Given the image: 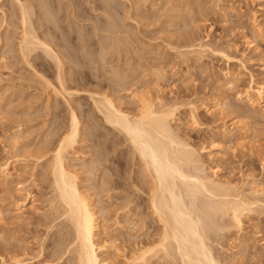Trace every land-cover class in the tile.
Masks as SVG:
<instances>
[{"label": "rangeland", "instance_id": "374dc122", "mask_svg": "<svg viewBox=\"0 0 264 264\" xmlns=\"http://www.w3.org/2000/svg\"><path fill=\"white\" fill-rule=\"evenodd\" d=\"M76 1L77 5L80 4L79 9H81V6L85 7V4H88V7L86 5L87 8L82 9L84 12L85 9H87L86 11L88 13H90V10H93L91 12L93 21L88 19V21L84 20V23L77 18L71 20V17L67 20L66 14L62 12H66L68 10L67 8H69L70 11L71 3L77 6ZM96 1H98V3ZM99 1L100 4L103 3V5L99 6ZM110 1L113 0H106L107 4L104 3V0H92V3L89 1L87 2V0H82L81 2L78 0H75V2L74 0H62V2L59 3L61 6L56 0L53 2L51 1V8L54 9L55 7L56 10H60L58 15L61 13V16H66L63 18L65 21L62 22V25L64 27H67V24L68 26L70 25L68 29L65 28V31L67 30L69 33L68 35H70L71 32L72 37L70 38L71 35L69 36L70 42L74 41V43H77V48L73 44L71 46H73L72 51H78L79 53V58L76 62L79 65H75V67L78 66V69L76 67V70L74 71V67H72L74 63L69 62V65L66 66L71 70L68 69L70 71L68 72L69 76L71 77L70 73H73L75 76V72L77 71L76 74H83L88 77L86 78L83 75H80L83 79L85 78V80H83L80 76L78 78V75H76L77 82L79 83L75 86L72 83V80H69L66 84H69V86L72 84L73 88L79 90L78 94L77 96L74 94L75 96L73 95L71 98L68 94H66L65 98H62V95H60V98L59 95H54L55 92L53 90V85L44 82V78H47L48 80L51 79L50 81L54 85L59 84L57 83L56 71L53 67V63L49 64L52 61L48 63L50 60L45 57L44 61L47 60L44 62L42 60L44 55L41 53V56H43L42 59H40L41 57H35V62H38H32L33 64H29L31 67H28L29 65L27 62H24L23 58H21L22 56L18 55L19 52L16 51L17 46L14 45H16L15 39L18 36L16 33L20 32V25L19 29L18 26H14L18 25L16 22L17 15L12 16L15 10L17 13L18 6H14L16 3L14 0H0V24L7 23L0 26V54L2 55H0V165H3V163L10 164L8 169L11 174V177L7 182L2 183V180H0V249L2 248L1 246L10 248L12 245H24L30 242L31 245L35 241L36 236V238L41 239L39 241H42V239L45 240V245L47 244V241L49 244H55L56 238L54 239V235L51 236V234H53L54 231L56 233V230L53 228L54 231L49 230L50 235H48V237L46 235L48 234L47 228H49V226L46 225V220L48 218L45 216L48 211L47 197L49 198L48 194L51 192L49 190L51 175H49V171L47 170L49 166L47 167L46 164L53 154L52 151H54L52 149L53 147L50 149L47 145H50L51 143L52 146H54L60 136L66 134L69 126L70 111L71 109H74L80 116L79 118L82 122L80 124L81 133H79V137L77 138L79 140L78 143L74 148L69 150L66 162L70 165L71 169L78 174L77 176L80 186L84 192L88 191L86 193L91 196L90 199L94 202L98 214H102H100V217L102 216L101 220L103 219L101 224L103 223L102 225H105L106 228H104L110 236H106L108 235L106 233H100L98 236V240H100L99 242L103 243L102 240L105 238L107 239L108 237H112L108 238L109 242L114 239L113 241L115 243L111 241V243H109L111 246H107L110 251H105L106 254L108 252V255H106L105 252L101 255L104 257L112 256L111 258L113 260L118 259V264H140L137 261H134L135 263L126 262L130 256L133 257L135 255L133 250L137 246H142L147 237L143 232L148 230V228H146L148 225L144 228V231L141 227L140 221L138 222L139 217L136 213L137 211L140 213L145 211V214L147 213V219L150 222L154 216H152L150 209H146L145 207L144 209L142 208L143 210H139L141 208H138L137 210L134 209L136 211L131 210L130 213H127V209L124 207L126 206L124 205V197L126 196L127 198L128 195L132 200H138V195L141 192L138 194V192H136L137 190L135 191L134 187L130 185V182H136V172L141 165L137 164L138 160L136 157L134 160H131L132 153L131 149H129L131 147H129L128 142L125 141L123 133H120L119 130L114 129L113 127H109L107 122H105L107 123L106 125L104 119H102L103 117L100 115L101 113H97L95 108H93V92L95 94L97 93V95L99 94V97L102 94L104 95V93L109 94L115 99L117 106H122L121 109H125V111L129 112L131 115H134L139 111L141 99H144L142 102L147 100L146 102L161 103L162 105H160L162 106V109L173 107L174 109H172L175 111V116L172 120L173 124L171 123V126L180 134L183 140L189 141L195 148H197V152H200L199 156L208 166L207 172L210 176L224 181L226 180L229 183L231 182L230 184L233 183V186L237 185L243 189H247V187L249 188L254 178L257 181H263L264 183V113L259 107L252 109V111L250 110L251 112H254L249 113L250 107L247 102H245V99L240 102L237 99L236 94L237 92L244 93L245 90H247L250 84L251 75L254 77L256 84L264 83V57L263 54L261 55L260 53V51L262 52L264 49V39L260 37L257 38L258 36L256 37V34L253 33L254 25L259 23L264 26V0H114L113 3L111 2V5ZM12 2L14 3L12 4ZM34 3H36V1H34ZM38 3L39 2L36 4ZM55 3L58 6L55 5ZM65 5H67V7H65ZM92 5L93 7H91ZM115 5L117 7L113 9L112 7H115ZM56 6L58 8H56ZM94 6L96 11L93 9ZM63 7L65 9H62ZM103 7L105 10L102 11ZM2 9L5 10L7 17L6 15L3 17L4 12L2 13ZM112 10H116V15H114L115 13ZM104 11H107L106 14ZM109 11L110 13H108ZM107 13L110 14V16L113 15V17L111 16L112 18H110L108 16L110 19H107L106 21L105 15L107 16ZM127 15L130 16L127 17ZM3 19L5 22H3ZM111 19H114L116 22ZM14 20L16 24L14 23ZM75 20L79 21L78 24H81L82 26L76 24L77 22ZM108 20H111L114 24L118 23L120 26L115 24V26L117 25L118 27H114L111 21L108 23ZM90 21L92 24H90ZM102 21H104V24ZM11 22H13V25ZM64 22L65 25L63 24ZM99 23L103 25L104 29H102L101 26L98 27V25H100ZM105 23L108 24L106 25ZM96 24L98 29L100 28L98 31H96ZM109 24L112 25H110L111 29ZM89 25H91V28L93 27L95 31L92 30L93 28L90 29ZM73 26L76 27L73 28ZM112 27H114V29H112ZM69 28L71 29L69 30ZM87 28H89L90 31H87ZM115 28H119V30H117V33L119 32L118 35ZM72 29L73 32L71 31ZM107 29L115 31L112 33ZM75 30H79L80 33L84 32L85 34L82 33L81 35H84L83 37H85V39L79 33H76ZM188 30L189 32L193 31L195 37L198 36L196 38L203 40L201 42L205 44L207 43L211 46V49H207V47L203 52L204 54L200 50L197 51L202 54H199L198 52H195L196 54L194 52H189V54L187 53L185 56L178 54L177 51L182 47L180 45H183L182 43L185 42L181 35L184 32H188ZM73 33H75L76 36H79V38L76 37L75 34L73 36ZM80 37L85 41L80 39ZM86 37L92 39L90 40V38L87 39ZM113 38H115V40ZM181 38L182 40H180ZM83 41L88 44L86 53L88 52L87 55L90 57H87L86 53L84 57L85 49L83 50V48H81L82 50L80 51V46ZM115 41H117V44L114 45ZM89 44H91V46ZM177 45L180 47H177ZM12 46H14L13 50H15L14 52H9V49H11ZM104 48H108V52L110 49L114 52L111 50L109 55L107 52L106 54L108 57L104 54L103 58L101 53ZM184 48L185 47H182L183 50L181 49V51L187 50ZM95 49L96 52L94 54L93 52ZM223 49L228 50L231 55L229 61L225 60V57L222 58V56H220V50ZM216 51L218 54H216ZM89 52H92L93 54L91 55ZM91 56L96 60L92 59ZM96 56L98 57L96 58ZM201 56L203 57L201 58ZM2 57L3 59H1ZM105 57L107 58L106 60H104ZM98 58L100 59L97 60ZM80 59L81 62H83L84 68L79 61ZM84 60H87L85 64ZM102 60L103 62H101ZM98 61L100 62L98 63ZM80 65L82 67H80ZM94 66H96L97 70ZM29 68H32V70H29ZM110 68L111 71L114 69L115 71L113 72L119 73L121 78L123 76V79L121 80H124V78L126 79L124 80L126 84L120 83L122 87L124 86L123 88L118 87V81L115 84L117 78H114V80L111 78V74H113L112 77H114V73L109 72ZM88 69H90V72ZM107 71L109 72L108 74ZM106 74L109 76L108 78H106ZM40 76H44V78L41 77L43 78L41 79ZM74 76L73 78H75ZM231 78L235 79V85H233V88L226 86V82ZM112 80L113 84L111 83ZM121 80H119V82ZM79 84L80 86L82 84V86H77ZM49 86L51 88H49ZM115 86L118 88L116 87V89ZM97 95L95 96L98 97ZM62 99H64V101ZM193 105L196 106V120H193L194 114L190 112V108ZM226 131L231 132L229 138H226L224 135ZM46 142H49V144H45ZM43 145L47 146L46 148L44 146V148L48 151L45 149L43 151L48 152V156L43 160L41 159L42 161L36 160V156H38L39 151H42L40 149H42L41 147H43ZM99 149L101 153L103 151L104 156H101L102 164L98 166L99 164L97 163L96 165V167L98 166L99 171L96 169L97 171L94 170L93 173H86V170L90 169V166L92 169L91 162L95 159L94 157L98 158ZM49 151L52 153H49ZM36 163L37 165L35 166ZM108 166H111L110 169H108ZM104 176H107L108 178L111 176L113 180L115 179L114 183L116 182L117 184V189L113 188L110 191L111 193L109 196V192H104L105 189L101 185V180ZM90 181L92 182L91 185ZM244 181L246 182L244 183ZM93 190H95V192ZM27 192L30 193L31 198L26 201L25 208L16 211L12 204V200L18 198V196L24 198V195H26ZM144 196L145 195L141 194V198H144ZM136 201L130 205L132 207L135 206ZM100 210L102 211L99 212ZM126 214L129 215L127 216ZM157 224L158 223L156 222L154 225ZM104 228H102V232ZM230 229L231 230L223 231L224 234L221 235L217 243H214V245H218L217 248H215L219 251L217 253H220L224 258L229 259L233 255L231 257V264H264V213L260 215L257 213L256 216L255 213H251L250 215L247 213L240 229L235 226ZM37 232L40 235H38ZM147 232L148 231H146L145 234ZM143 235L145 236V239L143 238ZM44 237L47 238L45 239ZM15 241H17V244H14ZM112 242L116 245L112 244ZM32 246L35 248L39 245L33 244ZM45 252H48V250ZM45 260V255H42L40 258L41 263H39L46 264V262H43ZM158 262L160 263L157 264L167 263V261L166 263H164L165 261ZM36 263L39 264L38 261L31 264ZM149 264H152V262Z\"/></svg>", "mask_w": 264, "mask_h": 264}, {"label": "bare ground", "instance_id": "6f19581e", "mask_svg": "<svg viewBox=\"0 0 264 264\" xmlns=\"http://www.w3.org/2000/svg\"><path fill=\"white\" fill-rule=\"evenodd\" d=\"M14 1H16L14 6H18L17 7V13L15 10V12H13V14H12V16L17 15L16 22L18 25H14V26L15 27L18 26V29H19V25H20V29H19L20 32H18V33L15 32L16 34H18V36L15 39L16 45H14V46H17L16 51L19 52L18 55L22 56L21 58H23L24 62H27L28 65L29 64L31 65V64H33L32 62L36 61L35 57L36 58L41 57L40 59H42L43 56H41V53H43L42 54V55H44V57L42 59L43 61H44L45 57L48 60H50V61H48V63L52 61L49 64L53 63V67L56 71L55 73H56L57 83H59V84L54 85L50 81L51 79L48 80L47 78H44V76H40V78L43 77L45 80V81L44 80L43 81L45 83L47 82V84L53 85V87H54L53 90L55 92L54 95H59V96L62 95V98H65L66 94H68L70 98L74 94H76V96H77L79 90L73 88L72 84H70L72 87L69 86V84L68 85L66 84V83H68L69 80L70 81L72 80V83L74 84V86L77 83H79V82H77V76H76V75H78V74H76L77 71L75 72V76L73 75V73H70L71 74V77H70L68 72H70L71 70L66 67L67 65H69V62H71V63H74V65L72 66V67H74L73 68L74 71L76 70V67L78 69V66L75 67V65L76 64L79 65L78 63H76L78 58H79L78 57L79 53H78V51L77 52L72 51L73 46H71L73 44L77 48V43H74V41L73 42L71 41L72 43L70 42L69 36L71 35V32H70V35H68L69 33L67 32V30L65 31V28L68 29V27L70 25L68 26V24H67V27H64L62 25V22L65 21V20H63V18H65L66 16H67V20L70 17H71V20L73 18L74 19L77 18L79 21H83V22H84V20L88 21V19L92 20L93 16H92L91 12L93 10L91 11L88 8L90 10L89 11L90 13H88L86 11L87 9H85V12H84L82 8H87L88 4H85V7L81 6V9H79L80 4L77 5V1H76V5L78 6V8H77V6H75L71 3L70 4V7H71L70 11H69V8H67L68 9L67 11L64 10L66 12L61 11L62 13L66 14V16L63 17V16H61L62 15L61 13L59 14L60 16L58 15V12H60V10L59 11L56 10L55 7H54L55 10L51 8V5H52L51 1L53 2L54 0H50V1L49 0H33V2H32V0H29V1L28 0H14ZM34 1H36V3L37 2H39V3L36 4V3H34ZM78 1L81 2L82 0H78ZM83 1H85V0H83ZM88 1L92 3V0H87V2ZM104 1H105L104 3L107 4L106 0H104ZM113 1H110V5H111V2L113 3ZM56 2L59 4L60 2H62V0H56ZM74 2H75V0H74ZM96 2L98 3V1H96ZM13 3L14 2H12V4ZM84 3H82V4H84ZM144 3H145V1H144ZM99 4H100V1H99ZM55 5H57V4L55 3ZM86 5H87V7H86ZM90 5H89V7H90ZM101 5H103V3H101L99 6H101ZM57 6H56V8H58ZM65 7H67V5H65ZM91 7H93V5ZM104 7H103L102 11L105 10ZM107 7H108V5H107ZM116 7L117 6L115 5V7L113 6L112 8L114 9ZM99 8H101V7H99ZM99 8H97V9L100 10ZM112 8H110V9H112ZM62 9H65V8L63 7ZM93 9L96 11L95 6ZM137 9H138V7H137ZM110 11L108 13H110ZM112 11H114V13H115L116 10H112ZM104 12L106 14L107 11H104ZM2 13L4 14V15L2 14L3 17H5V15H6L5 10L2 9ZM100 14H101V12H100ZM114 15H116V13ZM130 15H127V17ZM108 16L110 18L113 17V15H111L112 16L111 17L110 14H108L107 16L105 15L106 21H107V19H110V18H108ZM6 17H7V15H6ZM96 18H97V16H96ZM114 19H111V20L114 21ZM79 21H76L77 22L76 24H78ZM110 21L108 20V23H110ZM112 21H111V23H112ZM3 22H5L4 19H3ZM16 22L14 20L15 24H16ZM96 22H97V20H96ZM102 22L104 24V21H102ZM114 22H116V21H114ZM114 22L112 24L114 25V27H116L117 25L115 26V24H118V23L114 24ZM193 22H190V23H193ZM108 23H105V24L107 25ZM2 24H4V23H2ZM2 24H0V26ZM5 24H7V23H5ZM11 24L13 25V22H11ZM63 24L65 25V22ZM87 24H88V22H87ZM90 24H92L91 21H90ZM72 25H74V24H72ZM110 25L111 24H109V27H110ZM89 26H90V29L93 28V27L91 28V25H89ZM89 26H87V27H89ZM100 26L102 29H104L103 25H101V24L98 25V27H100ZM75 27L76 26H73V28H75ZM96 27H97V24H96ZM98 27H97L96 31L100 30V28L98 29ZM114 27H112V29H114ZM79 28H81V27H79ZM18 29H17V31H18ZM70 29L71 28H69V30ZM110 29H111V27H110ZM110 29H107V30H110ZM115 29H116V33H117V30H119V28H115ZM120 29H121V27H120ZM185 29H187V28H185ZM188 29H189V27H188ZM253 29H254L253 33L256 34L255 36L256 37L258 36L257 38L260 37V38L264 39V26H262L258 23L257 25H254ZM5 30H6V28H5ZM79 30L78 31L75 30L76 33H79L80 35L82 33H84V32L80 33ZM86 30L88 31L89 28H87ZM92 30H94V28ZM127 30H129V29H127ZM71 31L73 32V29ZM110 31L113 33V31H115V30H110ZM108 33H110V32H108ZM118 33H117V35H118ZM7 34H9V33H7ZM10 34H12V33H10ZM74 34L75 33H73V36H74ZM75 36H76V34H75ZM96 36H97V33H96ZM110 36H112V35H110ZM71 37H72V35L70 36V38ZM76 37L79 38V36H76ZM82 37H80V39L84 40L85 37H83L84 39ZM181 37L183 38V40L185 42L184 43L181 42L183 45H180V46L185 47L187 50L181 51V49H182V47H181L180 50L177 51L178 54H180V55L185 56V54L187 55V53L189 54V52L190 53L198 52L200 54L201 52H199L197 50H200L203 53L207 47H208L207 49H209V48L211 49V46H209L207 43L205 44V43L201 42L203 40H201L200 38H196L198 36L195 37V34L193 31L189 32V30H188V32H184L181 35ZM89 38H87V39H89ZM182 38L180 40H182ZM91 39L92 38H90V40ZM113 39L115 40V38H113ZM17 40H18V43H17ZM2 41H3V39H2ZM4 41H6V40H4ZM84 41L82 42V44L80 43L81 46L79 45V43H78V45L80 46V51L82 50L81 48H83V50L85 49L84 50V57H85V53L87 51L86 49L88 48V44L85 43ZM117 41H119V40H117ZM117 41H115L114 45L117 44L116 43ZM75 42H76V39H75ZM101 43H102V41H101ZM91 44H92V42H91ZM91 44H89V45L91 46ZM106 45H107V42H106ZM133 45H135V44H133ZM14 46H12L11 49L8 48L10 50V51L9 50L8 51L14 52V50H15V49L13 50ZM180 46L177 45V47H180ZM251 46H253V45H251ZM4 47H5V45H4ZM101 47H102V45H101ZM131 47H132V45H131ZM111 48H112V46H111ZM78 49H79V47H78ZM112 49H110V51ZM221 49H222V47H221ZM89 50H91V49H89ZM108 50H109L108 48L102 49L101 55L103 58H104L103 55L106 54L108 52ZM223 50H220L221 51L220 56H222V58L225 57L226 58L225 60L229 61V59H231V55L229 54L228 50H226V49H223ZM131 51H133V50H131ZM92 52H89V53H91V55L93 53L95 54L96 49L93 53ZM109 52H108V55H109ZM87 53H86V56L88 57L89 55H87ZM99 53H100V51H99ZM260 53H261V55L263 54V57H264V49L262 50V52L260 51ZM2 54H4V53H2ZM216 54H218L217 51H216ZM11 55H12V53H11ZM108 55H107V57H108ZM6 56H7V54H6ZM93 56H91V58ZM203 56H201V58ZM97 57L98 56H96V58ZM13 58H15V57H13ZM1 59H3V57ZM92 59H94V58H92ZM99 59L100 58H98L97 60H99ZM106 59L107 58L105 57L104 60H106ZM88 60H89V58H88ZM94 60H96V59H94ZM124 60H125V58H124ZM17 61H18V59H17ZM79 61L81 62V59ZM84 61H85L84 62V64H85L87 62V60H84ZM37 62H35V63H37ZM99 62L100 61H98V63ZM101 62H103V60ZM129 62H130V60H129ZM196 62H197V60H196ZM48 63H47V65H48ZM81 63L80 64L83 66V62H81ZM104 63H105V61H104ZM22 64H23V62H22ZM39 64H41V63H39ZM43 64H42V66H43ZM30 65L28 67H31ZM81 65H80V67H82ZM94 67L96 68V66H94ZM32 68H33V66H32ZM32 68H29V70L30 69L32 70ZM83 68H84V66H83ZM90 69H88L89 72H90ZM102 69H104V68H102ZM96 70H97V68H96ZM108 71H107V74L109 72H113L115 70L113 69V71H111V68H110V71L109 72ZM118 72H119V69H118ZM95 73H96V71H95ZM113 73H114V77H112L113 74H111L112 76L111 75L110 76L113 80H114V78L118 79V80L117 79L115 80V84L117 83V81L119 83L118 87H122L121 84H126L124 82V80H126L125 78H124V80H121V79H123V76L121 78V75L119 73H115V72H113ZM84 74H86V73H84ZM107 74H106V76H107ZM80 75H78V78ZM73 76L76 79L73 78ZM83 76L86 77V75H83ZM108 77L109 76H107L106 78H108ZM43 78H41V79H43ZM81 78L83 79V77H81ZM86 78H88V77H86ZM96 78H97V76H96ZM53 79H54V77H53ZM250 79H251L250 84H249V87L247 88V90H245L244 93H241V92L236 93L237 99L240 102L245 99V102H247L248 106L250 107L249 111L250 110L252 111V109L259 107L261 109V111L264 113V83L256 84L254 77L252 75H251ZM83 80H85V78ZM113 80L111 81V83L113 82ZM119 80H121L123 83L121 81L119 82ZM78 81H80V80H78ZM234 82H235V79L231 78L230 80H228L226 82V86L233 88V85H235ZM69 83H71V82H69ZM77 86H80V84ZM81 86H82V84H81ZM106 87H108V86H106ZM116 87L117 86H115V88ZM49 88H51V87L49 86ZM97 89H99V88H97ZM228 90H229V88H228ZM85 91H86V89H85ZM95 95H97V93L95 94L93 92L92 93V100H93V105H94L93 108H95L97 113H99V114L101 113L100 115L103 117L102 119H104V123L107 122L109 124V127H113L114 129L119 130L120 133H123V135L125 137V141H127L129 144L128 146L131 147V148H129V149H131V153H132V155L130 154L132 156L131 160H134L136 157L138 160L137 164L141 165V166H139V168L137 169V172H136L137 173L136 182L135 181L130 182L131 183L130 185L132 187H134L135 191L137 190L136 192H138V194L141 192L138 195L139 201L136 199L137 200V201L135 200L136 205L132 207L131 203H133L135 201L132 200L131 198H129L130 196L127 195V198H126V196L124 197V202H125L124 205H126L124 207L127 209V213H130V211L131 210L133 211L134 209L137 210L138 208H141L139 210H143L145 207L146 209H150V212H152V216H154V218L151 219V222L153 223V225H152V223L147 219L148 217L146 216L147 213L145 214V211H142L141 213L139 211H137V213L135 212L136 215H138V217H139L138 222L140 221V224H141V227L143 228V230L148 225V227H146V228H148V230H146L148 232L146 234H145V232H146L145 230H144L145 232H143L144 235H146L147 237H146V240L143 242V244L141 243L142 246L140 245V246H137L136 248L134 247L135 249L133 250V252H135L134 253L135 255L133 257L130 256V258L132 257L131 260L129 257H128L129 259L127 261L125 260V258H124V260L127 263L137 261L140 264H149L150 262H152V264L160 263L158 261H163V262L165 261L164 263H166V261H167L166 264H231V262H232L231 257L233 255L230 257V259L224 258L222 254L217 253L219 251H217L215 248H217L218 245L216 246V245H214V243L215 242L217 243V241L219 240L221 235L224 234L223 231L231 230L230 228L231 227L233 228V226L238 227L240 229L243 225V219L245 218L247 213L249 215L251 213H255V216L257 213L259 215L264 213V183H263V181L259 182V181L255 180V178H254V180L252 181L249 188L247 187V189H245V188L243 189L242 187H238L237 185L233 186L232 185L233 183L230 184L231 182L229 183L226 180L224 181L222 179H218V178L210 176L207 172L208 166L199 156L200 152H197V148H195L189 141L183 140L181 138L180 134L171 126L172 120L175 116V111L173 110L174 109L173 107H172L173 109L168 108V107H167L168 109H162L161 103L157 104L154 102L153 103L152 102H146L147 100L142 102V100H144V99H141V100L139 99L141 101V104H140L141 106H139L140 109L136 114L131 115L129 112L125 111V109L124 110L121 109L122 106L121 107L117 106V104H116L117 102L109 94L104 93V95L102 94V95H100V97H99V94L97 95L98 97H96ZM60 98H61V96H60ZM62 100L64 101V99H62ZM65 103H67V102H65ZM230 104H231V102H230ZM70 105H71V103H70ZM77 108H78V106H77ZM190 110H191L190 112H192L194 114L193 120H196L197 119V116L195 117V113H197L196 112V106L195 105L191 106ZM251 111L249 113L254 112V111L253 112H251ZM93 114H92V116H93ZM69 116H70L69 126L67 128L66 134L61 135L57 142H55L56 141L55 140L54 142L56 144L54 146H52L51 143H50L51 146L47 145V146H49L48 148H50V149H51V147H53L52 149L54 151H52L53 154L50 157V160L48 159V162L46 161L47 159L45 160L47 162V164H46L47 167L49 166L48 169L47 168L46 169L49 171V175H51V184H50V189H49L51 192L48 194L49 198L46 196L47 201H48L47 202L48 211L46 212L47 214L45 216L48 218L46 220L47 221L46 225L49 226V228H47L48 234H46V235L48 237V235H50L49 230L51 231L54 228L56 230V233L53 230L54 233L51 234V236L54 235V239L56 238L55 239L56 242L54 241L55 244L52 245V244H49L47 241V244L45 245V240L42 239V241H39L41 239L36 238L37 237L36 236L33 244L39 245V246H36L35 248H33V246H32L33 244L30 245L31 242L28 244L19 245L16 243L17 241L14 242V244H17V245H12L10 248H5L6 246L5 247L1 246L2 247L0 249V263L1 264H31V263L36 262V261H38V263H39L42 255H45L46 260L43 262H46V264H48V263H50V264H118L119 263L118 259L113 260L111 258L112 256L104 257L103 255H101L105 251L109 250V247H107V246H109L110 245L109 243H111V241H113L114 239L110 240V242H109L108 238H112V237H108L107 239L105 238L106 240L101 239L103 241V243L99 242L100 240H98V236L100 235V233L108 234L106 236H110V234L106 232L105 225L103 226L102 225L103 223L101 224V221L103 220V219L101 220L102 216L100 217L101 213L98 214V211L95 208L96 206H94V202L90 199L91 196L86 193L88 191L84 192L82 190L80 183H79V180H78V176H77L78 174H76L75 171L72 170L70 165L66 162V157H67V154L69 153V150L74 148L75 145L79 141L77 138L79 137V133H81L80 124L82 123L80 121V118H79L80 116L78 115V113L74 109H71ZM107 123H105V124L107 125ZM94 131H96V130H94ZM230 133L231 132L226 131V133H224L225 137L229 138L231 136ZM49 142H46L45 144H49ZM44 146H45V148L47 147L46 145H43V147H41L42 149H40V150L43 151L45 149ZM96 149H98V148H96ZM42 151L38 152V156H36L37 154L35 155L37 157V158L35 157L36 160L42 161L43 159H45L48 156V152H46L48 150L43 151V152ZM50 152L51 151H49V153ZM101 156H103V151L101 153L100 149H99L98 158L94 157L95 159H93L91 162L92 163V169L90 166L91 170L87 169L86 173L90 174L91 172L93 173L94 170L98 169V166H100V164H102L101 163L102 162ZM105 156H106V154H105ZM97 163L99 165L96 167ZM133 164H136V163H133ZM9 165L10 164H8V163H3V165H0V180H2V183L7 182L11 177L10 176L11 174L9 173V169H8ZM36 165H37V163L35 164V166ZM108 167H105V168H108ZM110 167L108 169H110ZM84 168H85V166H84ZM98 171H99V169H98ZM111 176H110V178H108L107 176H104L101 180L102 181L101 185L105 189V190L104 189H102V190H104V192L105 191L109 192L108 196L111 193L110 191L113 188L117 189V184H116V182L114 183L115 179L113 180L111 178ZM85 178H87V177H85ZM99 181H100V179H99ZM118 181H119V179H118ZM245 182L246 181H244V183ZM91 184H92V182L90 181V185ZM248 184H250V183H248ZM105 186L107 187V189ZM118 187H119V185H118ZM121 187H122V184H121ZM100 188H101V186H100ZM93 191L95 192V190H93ZM141 194L145 195L144 198H141ZM30 198H31L30 193L27 192V194L24 195V198H20L18 196V198H15L14 200H12V202H13L12 204L14 205L15 210L19 211V210H22L23 208H25L26 201ZM47 204H45V205H47ZM44 210H46V209H44ZM136 210H134V211H136ZM101 211L102 210H100L99 212H101ZM121 211H122V209H121ZM126 215H124V216H126ZM132 220H134V219H132ZM146 220L149 221L150 224ZM156 222L159 224V226H158V224L154 225V224H156ZM131 224H133V223H131ZM102 228H104L103 232L101 231ZM45 230H46V228H45ZM37 234H38V232H37ZM38 235H40V234H38ZM47 237H44V238L46 239ZM143 238L145 239V236ZM222 238H223V236H222ZM113 242H112V244L115 243V242L114 243ZM24 243H26V242H24ZM114 245H116V244H114ZM124 246H125V244H124ZM128 248H130V247H128ZM46 250H48V252H45ZM125 251H126V249H125ZM105 254H106V252H105ZM121 254H123V253H121ZM106 255H108V252ZM162 259H164V260H162ZM156 261H157V263H156Z\"/></svg>", "mask_w": 264, "mask_h": 264}]
</instances>
